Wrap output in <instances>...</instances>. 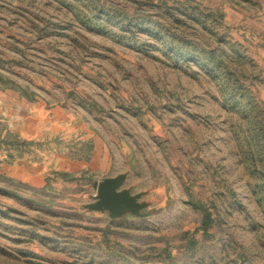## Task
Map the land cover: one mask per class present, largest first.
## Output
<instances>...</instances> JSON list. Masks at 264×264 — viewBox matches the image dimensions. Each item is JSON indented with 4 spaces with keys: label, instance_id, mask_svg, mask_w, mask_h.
I'll return each instance as SVG.
<instances>
[{
    "label": "rangeland",
    "instance_id": "obj_1",
    "mask_svg": "<svg viewBox=\"0 0 264 264\" xmlns=\"http://www.w3.org/2000/svg\"><path fill=\"white\" fill-rule=\"evenodd\" d=\"M0 88V264H264V0H0ZM120 173L147 216L85 207Z\"/></svg>",
    "mask_w": 264,
    "mask_h": 264
},
{
    "label": "crops",
    "instance_id": "obj_2",
    "mask_svg": "<svg viewBox=\"0 0 264 264\" xmlns=\"http://www.w3.org/2000/svg\"><path fill=\"white\" fill-rule=\"evenodd\" d=\"M28 106V103L20 97L17 91L0 88V117L7 122L9 131L18 134L20 138L31 137L34 130L35 120L33 115L28 111ZM75 164L76 162L67 157L60 160V165L63 168L70 165L74 166ZM4 165L7 164L4 163ZM10 165L13 175L36 184L40 183L43 179L49 162L16 160Z\"/></svg>",
    "mask_w": 264,
    "mask_h": 264
},
{
    "label": "water",
    "instance_id": "obj_3",
    "mask_svg": "<svg viewBox=\"0 0 264 264\" xmlns=\"http://www.w3.org/2000/svg\"><path fill=\"white\" fill-rule=\"evenodd\" d=\"M125 173L103 177L97 184L94 201L87 203L89 210L106 211L110 217H119L126 213L143 217L149 214L143 211L147 207L146 201L140 200L143 192L132 193L123 187Z\"/></svg>",
    "mask_w": 264,
    "mask_h": 264
}]
</instances>
